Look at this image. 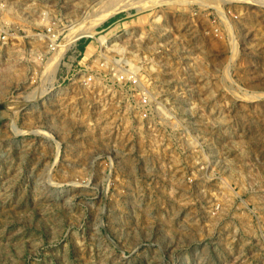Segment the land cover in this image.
I'll list each match as a JSON object with an SVG mask.
<instances>
[{
	"label": "rangeland",
	"instance_id": "374dc122",
	"mask_svg": "<svg viewBox=\"0 0 264 264\" xmlns=\"http://www.w3.org/2000/svg\"><path fill=\"white\" fill-rule=\"evenodd\" d=\"M0 264H264V0H0Z\"/></svg>",
	"mask_w": 264,
	"mask_h": 264
},
{
	"label": "bare ground",
	"instance_id": "6f19581e",
	"mask_svg": "<svg viewBox=\"0 0 264 264\" xmlns=\"http://www.w3.org/2000/svg\"><path fill=\"white\" fill-rule=\"evenodd\" d=\"M109 12H110V11H109ZM107 13H108V12H104V13L101 14L98 18H100V20L103 19L104 16L107 15ZM98 18H97V19H98ZM97 19H95V20H97ZM92 23H93V22H92ZM95 23H97V21H96ZM92 25H93V24H92ZM82 27H83V26H82ZM88 28H89V27H88ZM87 31H88V29H86V31H85L84 29H82V30L80 31L81 33L79 32V33H77V34H75V35H76V36H79V34H82L83 32H84V33H87ZM90 31H91V30H90ZM90 31H88V32L90 33ZM89 33H87V34H89ZM75 35H74V37H76Z\"/></svg>",
	"mask_w": 264,
	"mask_h": 264
}]
</instances>
